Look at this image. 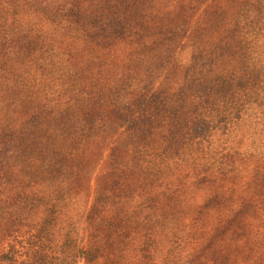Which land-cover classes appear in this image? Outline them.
Wrapping results in <instances>:
<instances>
[{"label": "trees", "instance_id": "1", "mask_svg": "<svg viewBox=\"0 0 264 264\" xmlns=\"http://www.w3.org/2000/svg\"><path fill=\"white\" fill-rule=\"evenodd\" d=\"M151 1L0 0V264H264V0Z\"/></svg>", "mask_w": 264, "mask_h": 264}, {"label": "rangeland", "instance_id": "2", "mask_svg": "<svg viewBox=\"0 0 264 264\" xmlns=\"http://www.w3.org/2000/svg\"><path fill=\"white\" fill-rule=\"evenodd\" d=\"M155 1H157V0L151 1L154 4V6H155ZM184 4H185L184 5L185 10L182 9V10H179V12L180 13L185 12L187 17L189 15H191L193 19L196 18L197 16H199L200 14H202L203 10L206 9L207 7H210L209 11L212 13V15L220 16V17H224V18L226 16L230 15V13L232 11L230 9L231 7H230L229 3L226 2L225 0H184ZM223 4H224L223 7L226 8V11H225V9H224V11L222 10L223 7L219 10V6L223 5ZM182 16L185 17L184 14H178V18H180ZM216 32H218V31H215L214 34H212V36L210 37V39L215 38L218 35V34H216ZM219 37H220V34L217 36V39ZM245 178L247 180H249V177H245ZM228 214L229 213H225V211H222V210H219L218 212L217 211L215 212V210L210 212L209 217H208V221H209L208 226L210 224H214L216 222L215 218L217 219L218 215L227 218L226 216H228ZM258 222H260L262 224H258ZM253 223L254 224L256 223L255 225H260V227L264 228V213H262L259 216V219L257 222H253Z\"/></svg>", "mask_w": 264, "mask_h": 264}]
</instances>
